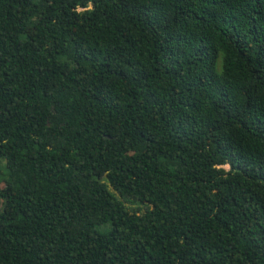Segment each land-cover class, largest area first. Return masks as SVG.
Here are the masks:
<instances>
[{
	"label": "trees",
	"instance_id": "1",
	"mask_svg": "<svg viewBox=\"0 0 264 264\" xmlns=\"http://www.w3.org/2000/svg\"><path fill=\"white\" fill-rule=\"evenodd\" d=\"M0 264H264V0H0Z\"/></svg>",
	"mask_w": 264,
	"mask_h": 264
},
{
	"label": "rangeland",
	"instance_id": "2",
	"mask_svg": "<svg viewBox=\"0 0 264 264\" xmlns=\"http://www.w3.org/2000/svg\"><path fill=\"white\" fill-rule=\"evenodd\" d=\"M105 226H107V227H108V226H109V224L107 223V225H102V226H100V227H99V230L103 231V229L105 228Z\"/></svg>",
	"mask_w": 264,
	"mask_h": 264
}]
</instances>
